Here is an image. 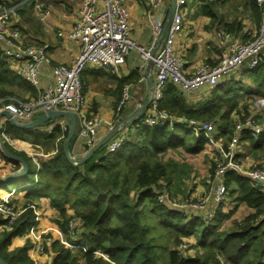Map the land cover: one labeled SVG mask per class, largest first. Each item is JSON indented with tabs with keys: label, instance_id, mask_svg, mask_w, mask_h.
Segmentation results:
<instances>
[{
	"label": "trees",
	"instance_id": "trees-1",
	"mask_svg": "<svg viewBox=\"0 0 264 264\" xmlns=\"http://www.w3.org/2000/svg\"><path fill=\"white\" fill-rule=\"evenodd\" d=\"M27 1L5 3L21 2V7ZM199 1L204 13L212 17L208 2L217 0ZM246 3L259 22L264 5L258 6L256 0ZM250 70L255 83L251 92L264 98V70L261 65ZM242 84L215 85L213 98L194 107L175 84L167 83L161 89L157 106L176 116L217 120L216 136L228 139L233 132L230 113L240 110L238 92L249 89ZM19 89L35 94L0 51V99ZM216 89L220 91L216 93ZM241 108L246 111L248 104ZM143 117L144 114L131 123L134 132L125 136L116 151L104 154L103 145L80 164L71 162L64 154L62 142L67 131L62 132L59 125L46 132L40 125L23 129L7 122V135L26 140L39 150L50 151L57 144L54 153L38 159L39 169L33 178V189L26 193L29 200L25 208L12 228L0 235V256L9 264H33L27 239L11 250L8 245L12 237L22 236L36 224L35 212L28 204L31 199L45 196L61 216L66 217L70 209L82 221L74 248H68L57 238L46 244L48 264H264V191L233 170L224 173L227 197L249 208L243 218L234 220L233 230L219 229L221 220L231 213L224 212L220 203L208 220L200 212L190 214L185 209L170 207L158 194L168 188L178 164L172 158L164 160L163 154L175 148H183L188 154L198 153L207 140L180 123L171 128L166 124L148 125L142 122ZM241 140L248 141L250 149L259 150L264 158V129L257 136L244 130ZM4 143L12 153L24 158L28 172L33 174L35 165L30 157L13 149L7 141ZM12 162L19 167V163ZM2 222L4 219H0ZM191 235L201 253L184 255L179 245L182 238Z\"/></svg>",
	"mask_w": 264,
	"mask_h": 264
},
{
	"label": "built area",
	"instance_id": "built-area-1",
	"mask_svg": "<svg viewBox=\"0 0 264 264\" xmlns=\"http://www.w3.org/2000/svg\"><path fill=\"white\" fill-rule=\"evenodd\" d=\"M146 1L153 9L162 12L164 0ZM186 1L175 0V10L171 17L170 26L164 36V43L158 52L152 54L150 51L143 50L132 39L128 25V10L124 0H101L100 6H98L96 0H83L80 5L78 19L72 28L66 32L67 37L77 41L79 44L73 63L71 65H52L53 83L40 88V67L43 63L49 61L46 51L47 45H21V31L15 24L20 15L19 7L21 2L6 4L5 0H0L1 54L9 63L10 61L15 62L14 69L22 75L28 84L37 89L36 97L28 100H20L18 98L0 99V110L8 111L11 117L18 121L31 120L37 114L53 109L73 112L81 119V126L77 135L83 141L84 155L100 140L98 127L101 123V118L96 115L91 117L84 115L85 97L81 72L88 64L95 67L115 69L130 50L137 49L143 57L152 59L155 68L154 87L156 94L150 103V111L147 115H144L142 122L148 125L166 124L170 128L180 123L190 129L195 136L204 137L208 144L216 145V141L222 139L212 134L215 126L214 120L202 121L170 114L166 110L158 108L157 100L161 97V89L167 83L175 84L185 93L191 94L202 86L214 87L219 80L229 73L240 74L242 72L241 66L245 62H247V69H253L257 65H261L264 70V9L261 10V21L256 32L248 33V37H250L248 39L244 40L227 29H216L214 33L216 42L222 49L219 59L213 64H200L193 72L185 74L183 61L174 51L173 42L175 36L182 29V6L185 5ZM256 4L263 6L264 0H256ZM33 8L39 20H44L50 12V9L39 0H34ZM164 16L163 10L161 15L155 19L153 25L155 39L163 30ZM58 34L62 33L59 32ZM127 90V85H123L120 99L115 107L116 115L129 97ZM263 109L264 98L256 101L255 105H250L251 113L246 116L243 115L241 110L237 109L231 113L234 118L233 133L225 150L218 144V147L223 152L224 160L218 162L214 170L215 184L211 192V198L216 207L227 191L223 182V175L227 170H233L247 177L253 185H261V189L264 191V166L250 165L245 167L234 158L235 149L240 144L244 130L253 136H257L263 131ZM259 119H261L260 122H258ZM122 120L116 116L112 121L108 122L110 129ZM6 122L7 118L5 116L0 117V137L4 141H7V134L5 133ZM56 125H59L62 132L66 130L62 123H57ZM54 126V123L48 121L45 126L46 132H51ZM125 136L115 135L110 138L105 144L104 154L116 151ZM55 151L56 144L51 154ZM30 154L37 174L39 157L33 151ZM158 198L168 205H175L174 207L177 209H185L190 214L200 212L205 220L210 219L214 214L213 209L207 208L204 199L196 201L182 200L183 202L175 201L170 199L167 190H163L158 194ZM28 205L35 212L34 205L32 203ZM22 211L23 209L16 208L7 199L0 198V215L4 219L5 225L13 224ZM35 215H37L36 212ZM81 223L82 221L79 217L74 214L71 215L66 221L63 233L57 239L68 248H74L75 246L68 241V237L77 239L82 227ZM33 229V226L28 228L25 234L31 233ZM54 239L55 237L50 235L45 237L37 236L33 242V264H48L44 248L46 244L51 243ZM179 247L183 250V254L186 255L184 250L187 248V244L182 241Z\"/></svg>",
	"mask_w": 264,
	"mask_h": 264
},
{
	"label": "crops",
	"instance_id": "crops-1",
	"mask_svg": "<svg viewBox=\"0 0 264 264\" xmlns=\"http://www.w3.org/2000/svg\"><path fill=\"white\" fill-rule=\"evenodd\" d=\"M39 1H41L50 9L49 14L44 18V20H39L37 18L33 8L34 0H29L21 5L20 15L15 24L21 31V45H47L46 51L49 61L41 65L39 72V87L43 88L48 84L53 83V75L51 73L52 65H71L73 63L79 44L77 41L67 37L66 32L72 28L78 19L80 5L83 0ZM96 1L98 6H100L101 0ZM124 1L128 10V25L132 39L143 50L150 51L152 54L158 52L164 43V36L166 35L163 34L164 29L168 23H171L169 13L175 0H164L163 10L165 16L163 30L156 39L154 38L153 34V25L155 19L161 15L163 10L160 12V10L153 9L146 0ZM226 1L227 0L223 1V4ZM211 2L213 3V6H210L212 9V17H210L208 13H204L202 3L199 0H193L191 3L192 7H190V9L184 8L183 10L182 29L175 36L173 48L183 61V70L185 74H190L200 64H213L219 59L222 49L216 42L214 35L216 29L228 30L231 28L232 30L230 31L245 40L250 38L248 37V33L256 32L259 22L261 21V16L259 22L255 21L256 19L247 3L244 6L248 7L253 19H250V17L241 16L237 12L234 13V11L221 13L217 10L220 4L218 6L215 5L216 2L220 1L217 0ZM59 32L62 34H58ZM10 65L14 68L15 62L10 61ZM246 71L248 74L244 77V82L245 86L250 88V84H255L253 82L254 76L250 69L245 70V72ZM239 75L240 74L234 72L229 73L219 80L216 85H224L227 81L232 80H235L236 82V79H239ZM81 80L85 97L84 115L86 117L96 115L101 118V123L98 127V136L100 139L111 130L108 122L112 121L116 116H118L120 119H124L134 115V112L137 108L142 106L151 97L154 99L156 94L154 87L155 68L152 59L143 57L141 52L137 49L130 50L123 57L122 61L117 64L115 69H110L108 67H95L91 64L86 65L81 72ZM123 85H127L129 97L120 109L119 113L116 115L115 107L120 99ZM212 88L213 87L202 86L191 94L185 93L179 87L178 91L185 93L183 96H185V100L189 104L194 107H198L203 106L206 101L213 98L214 92ZM33 89L35 90V94L31 95L28 91H26L27 93L23 91L21 92V95L24 97L29 95L30 97L28 99L34 98L37 95V89L35 87H33ZM247 104L248 109L244 111L241 106H246ZM239 109L245 116L251 113L250 101L247 100L246 103H243V99H241L239 102ZM149 111L150 104L142 111L141 115H147ZM232 112L233 111H231V113ZM231 113L230 118L234 121ZM262 116H264L263 111ZM75 119V131L68 143V149L72 155L81 157L84 153V145L83 141L79 139L77 135V132L81 126V119L76 114ZM49 122L54 123L55 125L57 123H62L66 127V131H68L70 125V120L67 116L54 117L53 119L49 120ZM46 123L43 122L40 124L41 129L44 131H46ZM216 125L217 120L215 121V128ZM125 127L122 128L116 135H129V132H127ZM131 132H133V129ZM220 138L222 139L223 137ZM7 143L16 151L25 153L30 157L31 161L32 156L30 153H32V151L35 152L38 155L37 157L40 159L48 157L47 155L51 154V151L53 150L51 149L50 151H42L35 149L30 142L19 138L10 137L9 135H7ZM175 149H168L167 151H172ZM204 149L205 148L202 150ZM236 158L238 157L236 156ZM252 160L255 163L259 161L254 159ZM263 164L264 163L261 165ZM19 168L20 166L16 168L12 161L5 159L2 152L0 151V176H5L8 173L18 170ZM33 170V174L32 172H27V174L19 178L20 181L16 188L8 189L5 187V183H2L0 187V198L7 199L18 209L24 207L26 204L25 202L29 200L26 197V193L27 191L32 190L34 186L33 178H35L36 172L34 168ZM175 184L176 182L173 183V190H170V192L174 191L176 194H178L176 190H174ZM210 190H213L212 187ZM31 200V203H34L36 206L35 212L37 214L35 215L36 224L33 226L34 229L31 233L13 237L11 239L10 245L11 248L15 246H21L27 239L30 244L28 254L32 258L34 257L33 242L37 236H42L44 232H49L53 234L55 238H59L65 229L66 221L63 224V227L52 225L54 223L52 220L56 219L55 216L57 212L55 209L50 207L49 198L40 196L39 198H34ZM228 200L229 202H232V206L226 207L229 209H224L225 207H223L222 210L224 212L231 213L228 214L226 218L221 220L219 223V229H222L223 226L229 221L235 219L240 220L238 217L239 214H242L243 216V214H247L249 212V208L243 202L232 201L230 198H228ZM214 204L215 203L213 202L212 198L207 202V205H210L212 208L214 207L213 210L216 207ZM208 209L211 208L208 207ZM228 225L229 224H227V226ZM75 240V238L73 239L68 237V241L73 246H76ZM199 253H201V250ZM223 264L230 263L224 262Z\"/></svg>",
	"mask_w": 264,
	"mask_h": 264
},
{
	"label": "rangeland",
	"instance_id": "rangeland-1",
	"mask_svg": "<svg viewBox=\"0 0 264 264\" xmlns=\"http://www.w3.org/2000/svg\"><path fill=\"white\" fill-rule=\"evenodd\" d=\"M192 1L193 0H187L185 5L182 6V10H184V8L190 9V7H192L191 6ZM219 1L220 2H216V4H215L217 6L220 4L219 8H217V10L219 12L222 13V12L234 11V13L237 12L241 16L250 17V19H253L250 11L248 10V7L244 6V5H246V0H227L224 4H223V1H225V0H219ZM208 3L210 6L211 5L213 6V3L211 1ZM241 70H242L241 73L238 72V73H240L239 79L238 80L236 79L237 85L242 84V83L245 84L244 77L248 74L247 71L245 72V70H247V62H245L241 66ZM234 82H235V80L227 81L224 85L226 87L229 85H232V84H233V86H235ZM254 85L255 84L249 85V86H251L249 88L250 90L247 89L244 91L242 90V92H238V98H240L239 101L241 99H243V103H246V101L248 100V101H250V105L253 106V105H255L256 101L262 99L258 95L251 92L253 90ZM16 91L17 92H15L14 95L9 96L8 98H18L20 100H28V98L30 97L29 95L27 97L26 96L24 97L23 95H21V92H23L25 90L19 89ZM216 91H217L216 93H218L220 91V89H216ZM263 115H264V109H263ZM260 121H261V119H259L258 122H260ZM125 129L127 130V132H129L128 134H131L130 132L133 129V124L127 125L125 127ZM233 129H234V122H233ZM216 130L217 129L214 126V129L212 130V134H214L215 136L217 133ZM229 140H230V138H228V139L222 138V140L216 141V143H217L216 145H210L207 143L206 146H208V145L209 146L208 147L205 146L204 147L205 149L198 152V153L188 154L185 152V150L183 148H180V149H175L172 151L169 150L163 154L164 160H167L168 158H172L173 161L176 164H178L177 165V172L173 176L171 183L169 184L168 188L166 189L169 192L171 200L173 199L175 201H182V200L183 201H196V200L204 199L206 202L207 208L208 207L211 209L214 208V207L212 208L210 205H207V202L210 201V199H211L212 190H210V188L212 187V189H213L214 184H215V176H214L215 166L218 162L224 160L223 152L218 147V144H220L222 149L225 150ZM34 148L38 149L35 146H34ZM235 151H236V153L234 154V158L237 161H239L240 163H242V165L245 167H249L251 164L256 165V166H261V164L264 163V158H262V153H260L259 150L255 151V150L250 149V145H249L248 141L241 140L240 145L235 149ZM236 156L238 158H236ZM252 159L259 160V161H257L255 163V162H253ZM19 181L20 180L18 179L16 181L5 183V187L8 189L16 188ZM174 182H176V184L174 186V190H176V192L178 194H176L174 191L170 192V190H173V183ZM191 199H193V200H191ZM11 204H13V203H11ZM220 204H222L223 207H225L224 209H229L226 207L232 206L231 205L232 202L231 201L229 202L227 194L224 195V197L220 201ZM169 206L174 207L175 205L169 204ZM34 207L36 209L35 205H34ZM24 208L25 207H21L19 209H24ZM51 208H53V207H51ZM53 209H55V208H53ZM55 210L57 212V214L55 216L56 219L52 220L54 222L52 225H55V226L57 225V226L61 227V225L63 223H65V221H67V219L71 215H73V214H71L72 210H70V209L67 210L66 217L61 216L57 209H55ZM189 212H191V211H189ZM245 215L246 214H243V216H242V214H239L238 217L241 219ZM0 219H3L1 217V215H0ZM235 220H239V219H235ZM233 221L234 220L227 222V224H229V225L227 226V224H225L222 229L223 230H225V229L226 230H233L235 228V226L233 225ZM13 224L8 226V225H5V222H2V224H0V235H1L2 231H9L12 228ZM47 235L55 237L53 234H51L49 232H47V233L44 232L41 237H45ZM182 241L187 244V248L184 250L186 255H189V254L194 255L196 252L199 253L200 248H197L194 236L191 235L188 237H184V238H182ZM10 242H11V240H10ZM10 242L8 245V249L11 250V249H14L15 247H18V246H15V247L11 248Z\"/></svg>",
	"mask_w": 264,
	"mask_h": 264
},
{
	"label": "water",
	"instance_id": "water-1",
	"mask_svg": "<svg viewBox=\"0 0 264 264\" xmlns=\"http://www.w3.org/2000/svg\"><path fill=\"white\" fill-rule=\"evenodd\" d=\"M175 10V1L173 3V6L170 10L169 16L170 20L171 17L174 13ZM168 23L164 29L163 34H166L168 28H169ZM153 100V97H151L147 102H145L142 106L136 109L134 112V115L123 119L120 123L116 124L104 137H102L99 142L92 148L90 149L86 154L82 155L81 157H76L72 155L68 149V143L70 139L72 138L74 131H75V124H76V119H75V114L71 111H66V110H48L47 112H42L40 114H37L33 119L28 120V121H18L15 120L13 117H11L10 113L6 110H0V117L5 116L7 118V122L18 127V128H31L37 125L42 124L44 121H49L53 119L54 117L58 116H67L70 120V125L66 134V137L64 138L62 142V148L63 152L66 155V157L73 163H82L85 160H87L95 151H97L99 148H101L103 145H105L110 138L115 136L118 131H120L122 128L125 126L131 124L132 122L136 121L137 119L140 118V115L142 111L150 104V102ZM6 122V123H7ZM0 151L10 160L19 163L20 168L16 171H13L11 173H8L5 176H0V182L3 183H8L15 181L19 179L20 177L24 176L28 172V165L26 161L24 160L23 157L16 155L12 153L5 145L4 140L0 137ZM258 188L261 189V185L257 186ZM0 264H9L6 260H4L0 256Z\"/></svg>",
	"mask_w": 264,
	"mask_h": 264
}]
</instances>
